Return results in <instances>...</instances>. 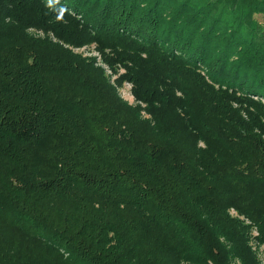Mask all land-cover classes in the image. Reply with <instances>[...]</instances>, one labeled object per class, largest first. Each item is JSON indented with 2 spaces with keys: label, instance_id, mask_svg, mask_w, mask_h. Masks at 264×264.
<instances>
[{
  "label": "trees",
  "instance_id": "1",
  "mask_svg": "<svg viewBox=\"0 0 264 264\" xmlns=\"http://www.w3.org/2000/svg\"><path fill=\"white\" fill-rule=\"evenodd\" d=\"M259 14L0 0V264H264Z\"/></svg>",
  "mask_w": 264,
  "mask_h": 264
},
{
  "label": "rangeland",
  "instance_id": "2",
  "mask_svg": "<svg viewBox=\"0 0 264 264\" xmlns=\"http://www.w3.org/2000/svg\"><path fill=\"white\" fill-rule=\"evenodd\" d=\"M258 19H260V21L264 24V14H259L258 15ZM41 34H43V33H41ZM79 50L85 51L86 54H88L90 51H92V54L98 55L97 52H95V51L93 52V46L83 47V48H81ZM131 87H132V85L130 83H125V85L120 88V92H121V95L125 99L129 100L130 102H134V96H133V94L131 92ZM260 257L264 258V250H263V248L260 249Z\"/></svg>",
  "mask_w": 264,
  "mask_h": 264
}]
</instances>
